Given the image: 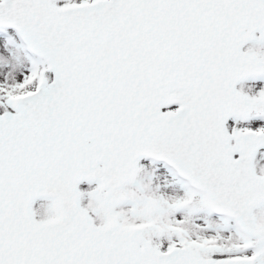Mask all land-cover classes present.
Returning <instances> with one entry per match:
<instances>
[{"label": "snow or ice", "instance_id": "obj_1", "mask_svg": "<svg viewBox=\"0 0 264 264\" xmlns=\"http://www.w3.org/2000/svg\"><path fill=\"white\" fill-rule=\"evenodd\" d=\"M0 264H264V0H0Z\"/></svg>", "mask_w": 264, "mask_h": 264}]
</instances>
